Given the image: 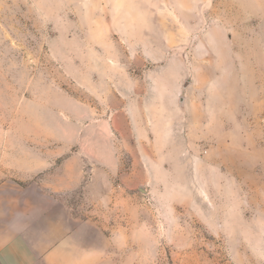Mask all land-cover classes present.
I'll return each instance as SVG.
<instances>
[{
  "label": "rangeland",
  "instance_id": "374dc122",
  "mask_svg": "<svg viewBox=\"0 0 264 264\" xmlns=\"http://www.w3.org/2000/svg\"><path fill=\"white\" fill-rule=\"evenodd\" d=\"M0 257L264 264V0H0Z\"/></svg>",
  "mask_w": 264,
  "mask_h": 264
},
{
  "label": "crops",
  "instance_id": "0c3cea01",
  "mask_svg": "<svg viewBox=\"0 0 264 264\" xmlns=\"http://www.w3.org/2000/svg\"><path fill=\"white\" fill-rule=\"evenodd\" d=\"M23 233H26V235H29L31 233H33V237H37V221H34L33 225L31 226V228L23 231ZM12 237H16L15 236H12ZM20 237V236H18ZM1 261H2V258L0 257V264H1ZM34 262L33 258L30 257L27 264H32Z\"/></svg>",
  "mask_w": 264,
  "mask_h": 264
},
{
  "label": "water",
  "instance_id": "95a60500",
  "mask_svg": "<svg viewBox=\"0 0 264 264\" xmlns=\"http://www.w3.org/2000/svg\"><path fill=\"white\" fill-rule=\"evenodd\" d=\"M187 87L185 86L184 89H186Z\"/></svg>",
  "mask_w": 264,
  "mask_h": 264
}]
</instances>
